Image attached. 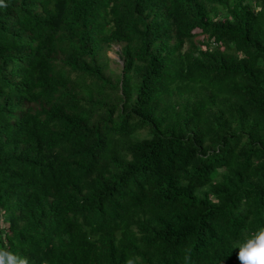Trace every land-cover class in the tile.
Returning <instances> with one entry per match:
<instances>
[{
    "label": "trees",
    "instance_id": "trees-1",
    "mask_svg": "<svg viewBox=\"0 0 264 264\" xmlns=\"http://www.w3.org/2000/svg\"><path fill=\"white\" fill-rule=\"evenodd\" d=\"M0 218L25 264H239L264 227V0H3Z\"/></svg>",
    "mask_w": 264,
    "mask_h": 264
},
{
    "label": "clouds",
    "instance_id": "clouds-1",
    "mask_svg": "<svg viewBox=\"0 0 264 264\" xmlns=\"http://www.w3.org/2000/svg\"><path fill=\"white\" fill-rule=\"evenodd\" d=\"M233 247L238 249L239 264H264V227L242 235L233 242ZM0 264H25V261L0 251Z\"/></svg>",
    "mask_w": 264,
    "mask_h": 264
},
{
    "label": "rangeland",
    "instance_id": "rangeland-1",
    "mask_svg": "<svg viewBox=\"0 0 264 264\" xmlns=\"http://www.w3.org/2000/svg\"><path fill=\"white\" fill-rule=\"evenodd\" d=\"M121 49L122 47L119 45H115L113 46L112 50L108 53V67L105 70L106 72V76L110 77L112 76L113 78H117L119 77L121 70H122V66H123V62L120 60V53H121ZM4 222L5 219L0 218V227L3 228L4 227Z\"/></svg>",
    "mask_w": 264,
    "mask_h": 264
}]
</instances>
